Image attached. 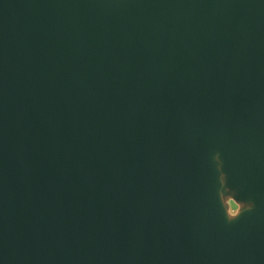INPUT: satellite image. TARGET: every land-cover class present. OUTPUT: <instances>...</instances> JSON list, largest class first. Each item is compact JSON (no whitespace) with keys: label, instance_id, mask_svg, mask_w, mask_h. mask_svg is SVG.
Segmentation results:
<instances>
[{"label":"water","instance_id":"obj_1","mask_svg":"<svg viewBox=\"0 0 264 264\" xmlns=\"http://www.w3.org/2000/svg\"><path fill=\"white\" fill-rule=\"evenodd\" d=\"M0 264H264V0H0Z\"/></svg>","mask_w":264,"mask_h":264}]
</instances>
